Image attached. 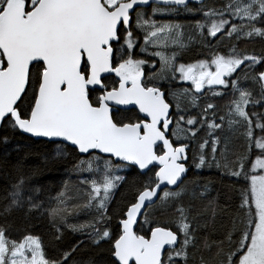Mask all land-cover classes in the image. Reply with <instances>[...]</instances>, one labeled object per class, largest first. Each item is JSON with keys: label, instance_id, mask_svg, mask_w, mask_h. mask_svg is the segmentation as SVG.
I'll list each match as a JSON object with an SVG mask.
<instances>
[{"label": "snow or ice", "instance_id": "snow-or-ice-1", "mask_svg": "<svg viewBox=\"0 0 264 264\" xmlns=\"http://www.w3.org/2000/svg\"><path fill=\"white\" fill-rule=\"evenodd\" d=\"M179 15L199 18L157 19ZM257 38L264 0H0V145H54L79 177L46 195L27 154L5 159L0 264H264V52L238 47ZM193 46L207 55L181 62ZM190 168L233 178L236 204ZM18 214L51 240L13 236Z\"/></svg>", "mask_w": 264, "mask_h": 264}, {"label": "trees", "instance_id": "trees-1", "mask_svg": "<svg viewBox=\"0 0 264 264\" xmlns=\"http://www.w3.org/2000/svg\"><path fill=\"white\" fill-rule=\"evenodd\" d=\"M219 6L223 0H211ZM195 7L196 5H192ZM163 7V6H161ZM164 20H176L181 23H188L198 19L199 17H192L186 15H179L176 17H157ZM240 49H243L247 52H264V40L259 38L247 41L241 40L238 44ZM204 49L198 46H193L190 48L182 57V61H186L188 58L193 56L202 55ZM207 98H203L201 103H204ZM216 103L221 111L224 110V107L227 103V98H215L214 100L208 101ZM224 135H227L225 132ZM54 145L47 144L43 141H38L36 139L30 138L27 135L17 134L11 138L10 142L7 145H0V194H2L3 189L6 187V178L4 171L8 165L4 164L5 159L7 161L14 163L17 159L28 155L26 163L30 166H40L43 169L42 174L38 177L37 183L43 187L46 195H55L58 191L62 189V186L65 182L69 186H75L78 183L79 177L76 173L72 171V159L63 160V161H53L51 159L54 154ZM259 151V150H256ZM6 153L8 154L6 156ZM45 158L48 159V163L45 164ZM198 178L201 182H209L210 187L213 191L210 195L215 196L219 193V202L223 204L226 197L231 198V204L235 205L238 200V194L235 190L236 187H239L236 184L233 178L222 176L219 171L216 169H202L197 170L190 168L188 173V179L192 180L193 178ZM231 186V187H230ZM123 188V186H122ZM122 197L131 198V195L128 191H121L120 189L116 192V201L120 203V206H123ZM187 203V201H186ZM202 203V202H201ZM91 219L89 214L81 213L78 217L70 218L71 223H84ZM13 224V236H18L22 231H29L33 234L41 235L42 238L47 242L51 240L52 232L49 225L47 217L35 218L33 217L30 220H25L22 214H18L16 217L11 218ZM202 222V221H201ZM204 235V233H200ZM212 239H216L217 235H213ZM85 241L84 244L80 246L77 250V255L81 259H87L89 256H95L98 261H103L107 259V245H104L103 250L94 248L90 246L87 237L81 233H72L70 231L65 233V244L62 247L67 246L68 244L78 243L79 241ZM207 255V253H205Z\"/></svg>", "mask_w": 264, "mask_h": 264}, {"label": "flooded vegetation", "instance_id": "flooded-vegetation-1", "mask_svg": "<svg viewBox=\"0 0 264 264\" xmlns=\"http://www.w3.org/2000/svg\"><path fill=\"white\" fill-rule=\"evenodd\" d=\"M157 19H159V18H157ZM204 51H205V52H203L202 55L193 56V57H191V58H188L186 61H181V62H193L194 60H196V59H198V58H203L204 56L207 55V52H206L205 49H204ZM157 67H158V65H157ZM146 70H147V69H146ZM185 86H187V85H185Z\"/></svg>", "mask_w": 264, "mask_h": 264}, {"label": "water", "instance_id": "water-1", "mask_svg": "<svg viewBox=\"0 0 264 264\" xmlns=\"http://www.w3.org/2000/svg\"><path fill=\"white\" fill-rule=\"evenodd\" d=\"M161 6H163V5H161Z\"/></svg>", "mask_w": 264, "mask_h": 264}]
</instances>
